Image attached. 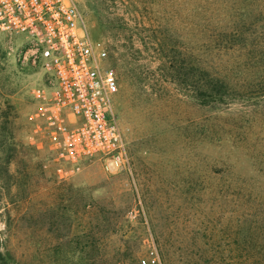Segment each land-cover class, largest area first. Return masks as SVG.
Listing matches in <instances>:
<instances>
[{
	"label": "rangeland",
	"instance_id": "obj_1",
	"mask_svg": "<svg viewBox=\"0 0 264 264\" xmlns=\"http://www.w3.org/2000/svg\"><path fill=\"white\" fill-rule=\"evenodd\" d=\"M74 2L128 165L57 158L0 33V264H264V0Z\"/></svg>",
	"mask_w": 264,
	"mask_h": 264
},
{
	"label": "built area",
	"instance_id": "obj_2",
	"mask_svg": "<svg viewBox=\"0 0 264 264\" xmlns=\"http://www.w3.org/2000/svg\"><path fill=\"white\" fill-rule=\"evenodd\" d=\"M0 33L18 68L40 75L37 131L57 158L71 169L92 158L125 170L127 142L113 112L116 76L74 0H0ZM138 260L161 264L153 244Z\"/></svg>",
	"mask_w": 264,
	"mask_h": 264
}]
</instances>
